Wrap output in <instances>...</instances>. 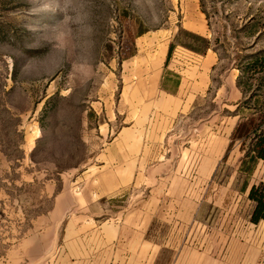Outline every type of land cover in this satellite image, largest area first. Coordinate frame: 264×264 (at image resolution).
Wrapping results in <instances>:
<instances>
[{
    "label": "rangeland",
    "instance_id": "rangeland-1",
    "mask_svg": "<svg viewBox=\"0 0 264 264\" xmlns=\"http://www.w3.org/2000/svg\"><path fill=\"white\" fill-rule=\"evenodd\" d=\"M262 54L264 0H0V264H81L99 229L146 264H264Z\"/></svg>",
    "mask_w": 264,
    "mask_h": 264
},
{
    "label": "crops",
    "instance_id": "crops-1",
    "mask_svg": "<svg viewBox=\"0 0 264 264\" xmlns=\"http://www.w3.org/2000/svg\"><path fill=\"white\" fill-rule=\"evenodd\" d=\"M167 78V79H165ZM165 81H169V78L166 75L162 76V85L161 87L167 86ZM169 91V95L172 90ZM165 111V113H168ZM171 112V111H170ZM126 130L124 132L132 133V135L136 139L137 144H143L145 136V130L140 128V125L137 121L134 120L133 124H129V126H124L121 130ZM130 129V130H129ZM130 132H129V131ZM169 127L167 124H160L158 129L155 131L156 137L158 139L163 140L168 132ZM123 132V131H122ZM130 160L129 157L126 158ZM133 161L137 163L145 161L144 157L141 153H137L136 157L132 158ZM136 174L139 173L138 169L135 171ZM123 177H126V174L121 173L119 176H113L108 172L102 173L97 176L96 179V187L94 189L96 193V197H101L104 195L113 196L118 194L120 188L123 186ZM98 232V229L96 230ZM100 234L96 233L94 236L96 238L95 245L93 249L88 252L84 259L80 260L81 264H146V255L145 249L142 245L136 244L135 249L130 247V237L126 232H120L118 234L105 233V230L99 229ZM98 234V235H97ZM140 246V248L138 247ZM155 256V252L151 256L152 258ZM183 255L181 254L180 257ZM209 255L204 259L203 264H224L223 261H219L218 258L214 261L213 257L208 258ZM135 258V260H133ZM172 261L170 264H192V261H188L189 258H193V255L188 257L186 256L183 261L177 263L176 256H171ZM176 259L175 261H173ZM187 260V262H186ZM150 264V263H149ZM152 264V263H151ZM153 264H163L161 262H155ZM165 264V263H164Z\"/></svg>",
    "mask_w": 264,
    "mask_h": 264
},
{
    "label": "trees",
    "instance_id": "trees-1",
    "mask_svg": "<svg viewBox=\"0 0 264 264\" xmlns=\"http://www.w3.org/2000/svg\"><path fill=\"white\" fill-rule=\"evenodd\" d=\"M198 37V36H195ZM192 48H195L193 45H189ZM172 44L169 45L166 59L169 58L170 53L172 51ZM258 59H264V55L262 54L259 56ZM257 127H254L255 136L257 137V140L253 147L248 150L247 154H250L251 161L254 162L257 157H260L264 161V129H256ZM248 130V129H247ZM258 189H264V183H260L259 185H253L250 188L249 191V197H251L255 201L254 209L251 213V220L254 222H257L259 219L264 218V195H258Z\"/></svg>",
    "mask_w": 264,
    "mask_h": 264
}]
</instances>
